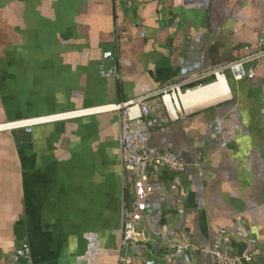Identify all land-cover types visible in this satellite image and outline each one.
<instances>
[{
	"label": "crops",
	"instance_id": "1",
	"mask_svg": "<svg viewBox=\"0 0 264 264\" xmlns=\"http://www.w3.org/2000/svg\"><path fill=\"white\" fill-rule=\"evenodd\" d=\"M263 33L264 0H0V264H213L220 231L264 264V53L212 72ZM125 111L182 173L123 167Z\"/></svg>",
	"mask_w": 264,
	"mask_h": 264
},
{
	"label": "built area",
	"instance_id": "2",
	"mask_svg": "<svg viewBox=\"0 0 264 264\" xmlns=\"http://www.w3.org/2000/svg\"><path fill=\"white\" fill-rule=\"evenodd\" d=\"M259 46L264 47V33L259 38ZM264 53V48L258 53L244 59L230 62L226 65L214 69L212 72L218 74L227 71L236 81L250 80L254 77L258 67L257 60ZM250 61H254L251 62ZM98 75L102 78H114L120 80L118 55L114 56L110 64L99 63L97 69ZM179 92V89H176ZM126 104V103H124ZM119 108L120 106H116ZM219 129L213 127L212 138H217ZM151 131L141 115H131L127 111L120 117V151L121 162L125 169H133L140 166L149 168L163 167L174 174H180L184 171L186 161L175 151L165 149L160 151L151 150L148 146ZM138 235L136 225L129 217V208L124 209V217L121 230V247L125 249L131 245ZM213 264H250L253 254L245 249L241 253L235 252L230 244L228 235L223 232H217L210 240L208 250ZM18 264V263H14Z\"/></svg>",
	"mask_w": 264,
	"mask_h": 264
},
{
	"label": "bare ground",
	"instance_id": "3",
	"mask_svg": "<svg viewBox=\"0 0 264 264\" xmlns=\"http://www.w3.org/2000/svg\"><path fill=\"white\" fill-rule=\"evenodd\" d=\"M46 120V119H43V121ZM32 122H35V120L33 121H22V122H18V123H9V124H6L4 125L3 124V127H12L14 124L18 125V124H29V123H32Z\"/></svg>",
	"mask_w": 264,
	"mask_h": 264
},
{
	"label": "trees",
	"instance_id": "4",
	"mask_svg": "<svg viewBox=\"0 0 264 264\" xmlns=\"http://www.w3.org/2000/svg\"><path fill=\"white\" fill-rule=\"evenodd\" d=\"M194 85H195V83L189 84V86H194ZM125 203H126V206H128V204H129V198H128V193L127 192L125 194Z\"/></svg>",
	"mask_w": 264,
	"mask_h": 264
},
{
	"label": "water",
	"instance_id": "5",
	"mask_svg": "<svg viewBox=\"0 0 264 264\" xmlns=\"http://www.w3.org/2000/svg\"><path fill=\"white\" fill-rule=\"evenodd\" d=\"M108 62H110V61H108Z\"/></svg>",
	"mask_w": 264,
	"mask_h": 264
}]
</instances>
